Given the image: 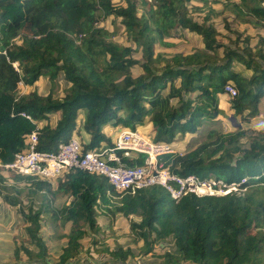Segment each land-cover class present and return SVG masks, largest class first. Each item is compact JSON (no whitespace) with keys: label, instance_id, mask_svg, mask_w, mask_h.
Instances as JSON below:
<instances>
[{"label":"trees","instance_id":"trees-1","mask_svg":"<svg viewBox=\"0 0 264 264\" xmlns=\"http://www.w3.org/2000/svg\"><path fill=\"white\" fill-rule=\"evenodd\" d=\"M124 1L119 7L111 0H0L1 165L24 149L25 139L40 122L45 124L37 131L38 151L54 152L80 130L89 136L88 142L80 140L84 150L111 146L112 139L102 133L105 125L134 129L144 121L155 143L171 146L176 135L195 134L205 122L217 119L219 96L225 95L228 83L236 89L229 100L233 117L248 123L264 114L263 36L254 48L251 38L238 31H233L232 45L220 43L207 1L203 7L210 9L202 23L194 21L187 8L193 0H141L140 11L136 0ZM224 8L236 20L264 29V0L228 1ZM110 16L120 19L141 61L132 57L135 50L110 41L99 27L100 20ZM224 27L230 29V23L225 21ZM175 30L199 35L203 49L170 57L155 53L154 46ZM237 64L250 74L242 73ZM135 65L142 73L134 77ZM60 76L69 87L56 98L52 91ZM41 77L51 85L47 95L17 93L19 84L31 87ZM56 113L58 120L50 124ZM251 133L241 128L209 131L194 149L160 156L164 167L181 177L193 174L226 183L246 179L241 193L220 197L187 194L175 201L161 186L118 193L102 175L78 169L50 183L14 173L7 178L0 167L3 202L19 205L24 191L38 198L37 208L29 202L26 211L20 210L27 239L37 251L21 246L14 257L18 260L24 252L29 261L44 262L48 248L39 231L46 215L52 224L69 225L56 263L73 264L87 229L96 231L103 214L109 222L116 215L139 218L130 220L129 230L142 242L141 255L170 241L173 249L159 257L160 264H264V132ZM145 157L139 154L122 162L141 166ZM59 195L69 202L56 208L53 200ZM109 254L121 262L134 256L120 245Z\"/></svg>","mask_w":264,"mask_h":264},{"label":"rangeland","instance_id":"rangeland-1","mask_svg":"<svg viewBox=\"0 0 264 264\" xmlns=\"http://www.w3.org/2000/svg\"><path fill=\"white\" fill-rule=\"evenodd\" d=\"M138 8L140 11L141 0H136ZM152 3V0H147ZM209 2V7L213 10L214 14L211 18V24L217 30L218 34L216 39L223 43L224 45H232V40L235 35L233 31L242 32L240 30L244 29L245 35L251 38L250 47L258 42L259 37H264V29L258 28L247 21L236 20L234 14L231 10L225 9V3L228 1L235 2L234 0H218L214 2L211 0H193L187 4V8L193 17V20L202 23L205 11L210 8L203 7V4ZM114 6H125L124 0H111ZM141 12H139L140 14ZM227 21L230 24V29L224 27V22ZM99 27L107 31L109 34L108 39L114 43L121 46L130 47L133 50L132 57L138 61H141V52L136 50V46L127 39V35L124 31L123 26L120 23L119 18H114L112 16L100 20L98 23ZM252 45V46H251ZM258 44H256L257 46ZM255 46V47H256ZM254 48V47H253ZM203 49V43L199 35L190 34L187 30H175L170 33L169 36L163 39L162 44L157 43L154 46L155 53L162 54L166 57H170L175 54H188L193 53L195 50ZM221 50L218 51L220 54ZM244 74H248V70L244 69L243 66L239 65ZM142 73L141 67L135 65L132 68L133 76H138ZM55 87L52 91L54 97L60 98L64 96L65 90L69 87L62 76H60L56 82ZM51 90V85L46 77H41L33 86L27 87L22 83L18 86L19 95H27L30 92H37L41 95H47ZM230 99L225 95L219 96V107L221 108V114L217 117L214 122H205L202 127H200L195 134H188L185 136L176 135L174 142L171 144V149L173 153L183 154L192 149L197 145L202 143L207 136L209 131H222V132H232L238 128L251 131V135L257 132H264V117H256L250 120L248 123H241L238 117H233V110L230 106ZM59 118V113L53 114L49 118V123L54 124ZM45 122L39 125H44ZM140 128L148 134H151V127L146 124V121L140 125ZM82 129V128H81ZM121 129L120 126L115 127L112 124H107L102 128V133L112 139L116 133ZM74 131L70 133L72 136ZM78 140L80 138L87 142L89 136L83 130H80V134L76 136ZM62 141V138L60 139ZM243 146H247V139L242 140ZM13 173L2 170V175L4 177L10 178ZM214 179V177L210 178ZM12 183V182H9ZM23 183L19 184L22 188ZM0 264H57V257L61 252V248L65 245L64 234L67 233L69 225L61 226L58 223L52 224L46 215L42 217V226L40 228L39 234L41 238L45 241L48 248V256L45 258L44 262L40 260L29 261L28 257L24 252H20L19 259L14 257V251L16 248L25 246L28 250L36 252V248L31 244L25 233V222L22 219L20 210L26 211V207L29 202H33L34 208H37L38 198L33 195L27 196L26 191L22 192L19 196V205L11 206L2 200V195L6 191L2 188L0 189ZM69 199L65 196H58L53 200V205L56 208H61ZM130 220L139 222V218L131 216L130 218H125L122 215H116L112 222L100 214L97 222L98 229L94 232H90L87 229V235L80 241L81 252L78 257L72 261L73 264H160L159 257L173 249L172 243L168 241L164 244H156L153 247L151 253L147 255H141L139 253V248L142 242L139 240H134V235L129 230ZM117 245L123 247L124 250L130 249L133 253V257H128L124 262L121 260L114 259L110 256L109 252L113 251ZM189 264V263H185Z\"/></svg>","mask_w":264,"mask_h":264},{"label":"built area","instance_id":"built-area-1","mask_svg":"<svg viewBox=\"0 0 264 264\" xmlns=\"http://www.w3.org/2000/svg\"><path fill=\"white\" fill-rule=\"evenodd\" d=\"M223 92L229 99L236 96V89L230 83ZM20 116L32 121L26 113ZM35 129L25 139V147L14 155L13 160L3 169L19 176L35 177L39 180L55 183L70 170L78 169L91 174L102 175L118 193H131L151 186H161L170 198L178 201L182 196L192 194L201 196H225L241 193L246 179L226 183L220 179L200 178L197 175L185 177L172 174L160 161V156L173 153L171 146L155 143L152 136L145 133L140 126L134 129H119L112 138V145L102 144L94 149L84 150L80 140L72 136L67 142H60L57 150L38 151L37 131ZM144 154V164L129 167L122 158L133 159Z\"/></svg>","mask_w":264,"mask_h":264},{"label":"crops","instance_id":"crops-1","mask_svg":"<svg viewBox=\"0 0 264 264\" xmlns=\"http://www.w3.org/2000/svg\"><path fill=\"white\" fill-rule=\"evenodd\" d=\"M235 2H237V0H234ZM231 24V23H230ZM240 31H244V29L243 30H240ZM189 32V31H188ZM190 34H194V35H196L195 33H192V32H189ZM246 34V33H245ZM258 42L256 41V43H255V45H253V47H255L256 46V44H257ZM252 46V45H251ZM188 54H190V53H188ZM183 55H187V54H183ZM239 65L237 64V68L243 73V71H242V69L240 68V67H238ZM249 72V71H248ZM250 74V72L247 74V75H249ZM246 75V74H245ZM226 97H227V95H225ZM261 117H264V114H261L260 115ZM40 123H42V122H40ZM39 123V124H40ZM38 124V126H39V128H40V125ZM51 124V123H50ZM81 141H83L82 139H80ZM89 140V139H88ZM86 141V140H85ZM85 141H83V142H85ZM88 142V141H87Z\"/></svg>","mask_w":264,"mask_h":264},{"label":"bare ground","instance_id":"bare-ground-1","mask_svg":"<svg viewBox=\"0 0 264 264\" xmlns=\"http://www.w3.org/2000/svg\"><path fill=\"white\" fill-rule=\"evenodd\" d=\"M139 156V155H138ZM124 159V158H123ZM143 165V164H142ZM135 166V165H134ZM138 166H140V165H138ZM131 167V166H130ZM27 177V176H26ZM136 193V192H135Z\"/></svg>","mask_w":264,"mask_h":264}]
</instances>
